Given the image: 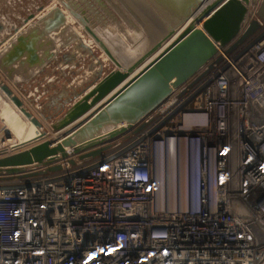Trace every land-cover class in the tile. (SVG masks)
<instances>
[{
  "label": "built area",
  "instance_id": "obj_1",
  "mask_svg": "<svg viewBox=\"0 0 264 264\" xmlns=\"http://www.w3.org/2000/svg\"><path fill=\"white\" fill-rule=\"evenodd\" d=\"M218 48L100 157L0 174V264H264V41Z\"/></svg>",
  "mask_w": 264,
  "mask_h": 264
},
{
  "label": "water",
  "instance_id": "obj_2",
  "mask_svg": "<svg viewBox=\"0 0 264 264\" xmlns=\"http://www.w3.org/2000/svg\"><path fill=\"white\" fill-rule=\"evenodd\" d=\"M257 1L214 0L196 22H190L136 74L130 76V73L146 58L158 51L176 30L171 29L166 36L157 41L125 72L112 70L107 73L96 87L90 102L83 103L68 120L57 124V131L97 105L95 109L87 117L61 132L60 137L48 138L31 144L25 149L1 156L0 174L6 173L8 176L16 175L19 178H27L61 170L62 160H67L69 164L74 165L76 160L84 161L100 157L110 148L109 143L112 140L133 128L143 117L165 100L173 88L187 81L210 60L221 61L222 55L219 54L218 46L224 48L226 54L236 52L233 58L237 60L253 46L263 42L264 29L257 33L261 28V23L257 18L252 17L241 32L242 23L247 16L251 15L249 5L251 3L256 5ZM55 13V19L46 25V30L55 28L57 24L62 22L61 13L58 11ZM199 23L202 24L201 27L198 26ZM92 35L98 40L94 33ZM17 42L25 43V50L16 45L12 54L6 55L8 56L6 61L9 64L24 55V51L29 53L31 63L38 62V54L33 41H27L21 35ZM104 50L111 60L119 65L111 52L106 48ZM211 67L212 65H209V68ZM227 67L228 65L224 69ZM218 76L219 73H216L215 77ZM0 87L35 126L42 128V123L24 107L23 101L7 84L2 82ZM191 111L202 110L187 109L186 103L181 104L176 109V112L182 113ZM143 126L144 124H141L139 129ZM153 132L154 130H151L150 134ZM45 134L43 131L41 136ZM166 135L172 134L166 133ZM160 138V136H155V139ZM121 153L122 151L91 164L83 172L98 167ZM31 165H37L39 170L27 172L24 169V167Z\"/></svg>",
  "mask_w": 264,
  "mask_h": 264
},
{
  "label": "rangeland",
  "instance_id": "obj_3",
  "mask_svg": "<svg viewBox=\"0 0 264 264\" xmlns=\"http://www.w3.org/2000/svg\"><path fill=\"white\" fill-rule=\"evenodd\" d=\"M199 1L200 3H198ZM205 3L206 0H0V56H2L0 79L3 83L6 82L3 78L2 67H8L10 72H13L17 67L18 70L13 72L15 73L21 72L20 65H26L18 60L14 61V66H12L13 63L9 64L6 61L8 57L6 55L14 51L13 49L17 45L14 42H17L19 36L24 33L28 34L35 44L37 42L35 47L38 54L41 53V56H44L41 58L42 64L35 65L36 72H42V79L43 76L46 78L42 80L45 83L44 94L37 96L34 102L26 99L24 107L27 110L34 107L39 112L43 119L41 123L48 125L45 128L43 126L42 129L50 137L52 132L57 131L56 125L65 120L81 104L83 96L89 92L86 90L94 82L112 70L117 71V65L104 48L99 46V36H103L101 34L103 31L107 29L111 33L113 31L112 34L123 43V41L129 40L135 32L138 33V36L131 41H138V38L143 35L142 33L146 32L145 28L151 25L156 35L153 42H157L156 40L169 32L172 27L180 26L188 16L192 18L195 16L193 23L197 21L213 2ZM251 4L249 5L251 16L258 19L264 18V0H258L256 5ZM55 11L61 13L62 22L55 28L46 30V25L55 19ZM197 12L198 14H196ZM193 13L196 15H191ZM140 30L143 32L141 33ZM91 32L95 35L100 32L99 36L97 34L98 40L93 39L94 36ZM39 39L45 41L40 45ZM145 40L140 41L139 39L137 45H143V42L146 43ZM151 43H147L146 46L153 45ZM23 44L20 45L22 49L26 45ZM130 44L131 46L129 45L127 48L132 50L134 45ZM146 46L144 48H147ZM24 54L27 57L25 56L26 59L25 57L23 59L27 61L29 54L27 51H24ZM28 66L30 67V65ZM25 69L22 70L28 71ZM16 77L17 75H12L11 79ZM6 84L8 85V82ZM15 84L14 87L19 88V84ZM14 87L10 88L15 90ZM14 93L16 94V92ZM10 103L14 105L12 101ZM23 103L25 104V102ZM14 107L16 106L14 105ZM16 109L18 108L16 107ZM23 118L26 119L24 116ZM2 125L0 116V129ZM12 135L13 133L9 137ZM5 137L7 134L2 135L1 133V144ZM3 174L5 173H2V176Z\"/></svg>",
  "mask_w": 264,
  "mask_h": 264
},
{
  "label": "bare ground",
  "instance_id": "obj_4",
  "mask_svg": "<svg viewBox=\"0 0 264 264\" xmlns=\"http://www.w3.org/2000/svg\"><path fill=\"white\" fill-rule=\"evenodd\" d=\"M211 1V2H210ZM262 1V0H261ZM214 2V0H206V3H212ZM200 3V1L198 2ZM197 3V4H198ZM203 3V2H202ZM205 3V4H206ZM204 5V4H202ZM53 7V6H52ZM151 7V6H150ZM197 7V6H196ZM200 8V7H199ZM198 8V9H199ZM63 10V9H62ZM192 11V10H191ZM195 13L191 14V15H194ZM198 14V12L196 13ZM195 14V15H196ZM42 15V14H41ZM34 16V15H33ZM66 16V15H65ZM257 16V15H255ZM83 17V16H82ZM187 17V16H186ZM195 17V16H194ZM193 17V18H194ZM81 18V17H80ZM193 18L188 16L187 19L180 25V26H177V27H172L171 29H174L176 30L175 33L168 39L166 40L162 46L160 47V49L158 51H156L155 53H153L151 56H149L148 58H146L142 64H140L138 67H136L134 69V71H132L130 73V76H133L134 74H136L145 64H147L150 60H152L157 54L158 52H160L165 46H167L190 22L193 23ZM256 18V17H254ZM30 19V18H29ZM71 19V18H70ZM69 19V20H70ZM197 19V18H196ZM258 19V18H257ZM184 20V19H183ZM262 24H264V18H261V19H258ZM83 21V20H82ZM71 22V21H70ZM196 22V21H194ZM83 23V22H82ZM86 23V22H85ZM34 24V23H33ZM87 24V23H86ZM198 26H202L201 23L198 24ZM153 27H151V25H148L147 28H145L146 32H143L140 30V32L143 34L141 35L139 38H138V41L140 39V41L142 40H145L146 43L143 42V45H137V42L138 41H131L132 39H135L137 38L138 36V33L135 32L133 34V36H131V38L127 41H123V43L120 42V39H118L117 36L113 35V31L111 33V31H103V33H101L103 36L100 37L99 34V40H100V44L99 46L101 45V47L103 48H106L108 49L111 54L114 56V58L117 60V62L119 63V65H117L118 69H116L117 71L115 72H125L131 65H133L136 61H138L146 52H148V50H150L152 48V46L156 43V42H153L155 40V30L152 29ZM99 29V28H98ZM170 29V30H171ZM97 30V29H96ZM169 30V31H170ZM98 32V30H97ZM139 33V34H141ZM168 33V32H167ZM166 33V34H167ZM2 34V33H1ZM95 34V33H94ZM96 34V36H97ZM166 34L164 36H166ZM162 35V37H160V39H162L164 37ZM93 37V36H91ZM120 38V37H119ZM93 39H95L93 37ZM160 39L156 40V41H159ZM125 40V39H124ZM98 42V41H97ZM136 42V44H135ZM150 42H152L151 44L153 45H149L150 48H148L149 46H146L147 43L149 44ZM85 43V42H84ZM129 43V44H128ZM134 45L132 47V50L128 49L127 47H129V45L131 46V44ZM142 43V42H141ZM140 43V44H141ZM17 44V43H16ZM20 45H24L23 43H20ZM98 45V43H97ZM147 48H144L145 46ZM110 48H109V47ZM126 46V47H125ZM1 53V51H0ZM3 53V51H2ZM29 54V53H28ZM44 58V56H42ZM4 58V57H3ZM6 58V57H5ZM105 58V57H104ZM130 58V59H129ZM2 59V56H0V61ZM20 62V61H19ZM22 64V63H21ZM2 72L4 74V76L7 78H5L3 76V78L5 79L6 82H8V85L9 87H14V85H16L15 83V79H11L12 78V75H13V72H10L8 69V67L4 68L2 67ZM16 73V72H15ZM19 77V76H18ZM103 78V77H102ZM102 78L100 80H98L97 82H94L93 84H95V86H90L86 91H89L87 92L83 97V100L81 101V104L78 105V107H76V109L70 113V115L65 119L63 120L62 122H65L66 120L69 119V117L75 113L76 111H78V109L82 106L83 103H86V102H90L91 98L93 97L94 95V91L96 90V87L99 85V82L102 80ZM127 80V79H126ZM125 80V81H126ZM124 81V82H125ZM5 82V84H6ZM2 81L0 79V85H1ZM97 83V84H96ZM12 90V89H11ZM13 92H17V94L19 95L18 91L13 89L12 90ZM85 91V92H86ZM84 92V93H85ZM83 93V94H84ZM17 95V96H18ZM11 99L1 90V87H0V116L2 118V122H3V125L1 127L0 131L2 133V135H6V134H11L13 133L12 136L10 137H5L4 140H2V144L4 143H8L7 145H11L10 146V151L7 150L9 146H5L6 149H0V157L3 156V155H7L8 153H12L14 151H17V150H21V149H25L27 147H29L31 144H35V143H38V142H41L43 140H46L48 138L50 139H53V138H58L60 137V133L69 129L71 126H73L74 124H76V122H78L79 120H81L82 118H85L87 117L94 109L95 107H92L91 109H89L84 115L78 117L76 120L72 121V122H69L68 124L65 125V127L61 128L59 131H54L52 132V135L50 137H48L47 134H45L44 136H41L42 135V132L44 131L42 128H39L37 126H35L30 119H28L24 114L23 112L21 111V109L19 107H17L15 104V106L18 108L16 109V107H14V105H11ZM25 105V104H24ZM20 109V110H19ZM29 111L40 121L42 122V117L40 116L39 112L34 108H28ZM26 117L23 118V116ZM60 122V123H62ZM59 124V123H58ZM44 126L45 127H48V125L46 124H42V127ZM51 128V126H50ZM0 133V135H1ZM3 137V136H2Z\"/></svg>",
  "mask_w": 264,
  "mask_h": 264
},
{
  "label": "crops",
  "instance_id": "obj_5",
  "mask_svg": "<svg viewBox=\"0 0 264 264\" xmlns=\"http://www.w3.org/2000/svg\"><path fill=\"white\" fill-rule=\"evenodd\" d=\"M40 30H41V28H40ZM22 36L25 37V40H27V41H33L34 44H35V41L32 40V38L29 37L28 34H25L24 33V34H22ZM43 41H45V40L39 39L38 40V43L41 45L43 43ZM16 43L17 42H14V44H16ZM17 45H18V43H17ZM36 45H37V42H36L35 46ZM18 46H20V44ZM11 54L12 53H9L8 55H11ZM37 54H38V52H37ZM25 56H26L25 54L22 55L18 60L20 62L22 61V62L26 63V65H24V66L20 65V63H19V65H20V67L22 69H25L26 68V69H28V71L25 69L27 71L26 72V71H24V70L21 69V72L24 71L23 73L16 72V73H13V75H17V77H16L17 79L15 80V82L19 84V86H18L19 88H17V87L16 88H17V91L21 94V95L19 94L18 96L20 97V99L23 102H25V105H26V102H27L26 99H30L31 101L34 102L37 96H42L44 94V92H45V90H44L45 89V83L42 80H44L46 77L43 76V79H42V75H43L42 72H40V71L39 72H36L37 69H35V67H36L35 65L42 64V61L43 60L41 61V58H42L41 53L38 54V62H32L31 63L30 62V59H29V56L27 58V61H25V59L27 57V56L26 57ZM24 57H25V59H23ZM28 65H30V67ZM12 66H14V63L12 64ZM14 69L15 70L16 69L18 70L17 67H15ZM15 70H13V72ZM47 81H48V78H47ZM16 94H17V92H16ZM8 143L6 142L4 144H1V142H0L1 149H6L5 146H9L7 150L10 151L11 150L10 149V146L11 145H7Z\"/></svg>",
  "mask_w": 264,
  "mask_h": 264
}]
</instances>
